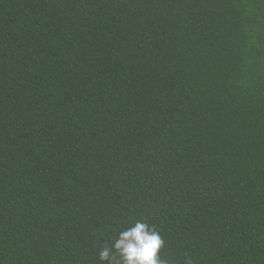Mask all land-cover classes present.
Returning a JSON list of instances; mask_svg holds the SVG:
<instances>
[{
    "label": "trees",
    "instance_id": "obj_1",
    "mask_svg": "<svg viewBox=\"0 0 264 264\" xmlns=\"http://www.w3.org/2000/svg\"><path fill=\"white\" fill-rule=\"evenodd\" d=\"M264 264V0H0V264Z\"/></svg>",
    "mask_w": 264,
    "mask_h": 264
},
{
    "label": "clouds",
    "instance_id": "obj_2",
    "mask_svg": "<svg viewBox=\"0 0 264 264\" xmlns=\"http://www.w3.org/2000/svg\"><path fill=\"white\" fill-rule=\"evenodd\" d=\"M164 245L165 241L155 226L138 220L120 231L111 246L102 248L99 259L108 264H167L160 257Z\"/></svg>",
    "mask_w": 264,
    "mask_h": 264
}]
</instances>
